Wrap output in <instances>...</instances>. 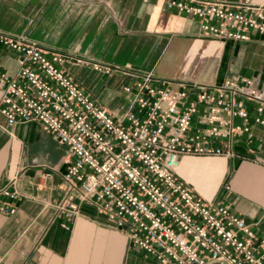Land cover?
<instances>
[{"label":"built area","instance_id":"obj_1","mask_svg":"<svg viewBox=\"0 0 264 264\" xmlns=\"http://www.w3.org/2000/svg\"><path fill=\"white\" fill-rule=\"evenodd\" d=\"M166 1L167 9L198 18L206 38L248 40L251 31L264 34L260 5ZM0 43L17 52L18 62L14 73L0 71L2 126L11 131L16 124L37 122L67 147L71 159L62 173L65 192L58 203L67 217L87 202L136 250L161 264H264V237L178 172L184 156L244 155L235 145L243 135L248 146L254 142L248 103L256 113L252 123L264 126V85L232 76L210 84L161 80L96 62L93 66L108 76L132 77L122 85L130 106L115 116L65 71L64 53L1 32ZM0 194L13 199L16 191L2 187ZM15 209L0 204L5 213Z\"/></svg>","mask_w":264,"mask_h":264},{"label":"crops","instance_id":"obj_2","mask_svg":"<svg viewBox=\"0 0 264 264\" xmlns=\"http://www.w3.org/2000/svg\"><path fill=\"white\" fill-rule=\"evenodd\" d=\"M225 1L264 9V0ZM166 2L0 0V32L67 55L65 71L115 116L130 106L122 85L132 77L108 76L93 66L96 62L161 80L210 84L232 76L264 85V34L251 31L248 40L206 38L198 18L169 10ZM17 68V52L0 43V71L9 74ZM247 105L255 136L251 146L245 135L235 145L244 155L184 156L194 162L192 174L190 179L179 174L205 198L229 205L256 236L264 237V126L252 123L256 113ZM4 122L0 113V188L16 196L0 194V204L16 209L0 210V264H161L136 250L91 204L81 203L79 213L67 217L58 206L65 192L62 173L71 159L67 147L40 123H19L7 131ZM191 162L185 161L187 167ZM213 167L218 177L211 184Z\"/></svg>","mask_w":264,"mask_h":264},{"label":"bare ground","instance_id":"obj_3","mask_svg":"<svg viewBox=\"0 0 264 264\" xmlns=\"http://www.w3.org/2000/svg\"><path fill=\"white\" fill-rule=\"evenodd\" d=\"M190 159L191 158H184L181 162H180V165H179V167H178V172H180L181 174H183V175H186V177L188 178V179H190V177H191V174H192V170H193V168H192V164L194 163V162H191L190 161ZM186 160H188L189 162H191L190 164H189V167H187V165L185 164V161ZM192 160V159H191ZM195 162H198V161H195ZM196 164V163H195ZM213 169H214V167L212 168V172H213ZM218 168L217 169H214V173L212 174L213 176H212V183L211 184H213V182H214V180L218 177ZM190 172V173H189Z\"/></svg>","mask_w":264,"mask_h":264},{"label":"rangeland","instance_id":"obj_4","mask_svg":"<svg viewBox=\"0 0 264 264\" xmlns=\"http://www.w3.org/2000/svg\"><path fill=\"white\" fill-rule=\"evenodd\" d=\"M225 194H226V192L223 191V192H222V195H225Z\"/></svg>","mask_w":264,"mask_h":264}]
</instances>
